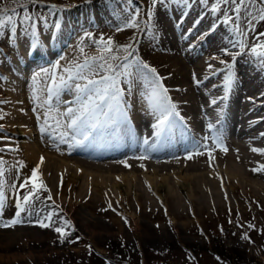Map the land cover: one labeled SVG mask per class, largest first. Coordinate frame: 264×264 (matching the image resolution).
<instances>
[{"label":"bare ground","instance_id":"6f19581e","mask_svg":"<svg viewBox=\"0 0 264 264\" xmlns=\"http://www.w3.org/2000/svg\"><path fill=\"white\" fill-rule=\"evenodd\" d=\"M79 1L38 0L34 14L28 13L37 23L20 24L21 34L4 41L0 56V128L8 136H0V180L8 188L10 202L30 191L46 199L45 204L20 217L21 223L0 227V249L45 233L61 235L56 228L63 229L68 220L59 218L58 209L65 211L73 224L86 225L95 220L75 210L81 205H104L114 210L121 203L131 207V192L137 202L141 199L152 204L151 198L163 196L177 206L164 217L163 227L146 230L145 224L132 216L126 219L132 222L134 235L144 229L153 236L177 234L178 225L171 219L176 221L182 215L183 199L192 202L195 209L207 206L210 211L230 202L229 192H264V128L256 135L251 132L247 139L234 133L247 122L253 105L259 106V113L249 125L264 123V63L250 52L264 40L259 35L264 32L258 4L243 0L239 13L233 10L235 4H225L223 0H208L207 4L180 0L154 8L147 4V17L142 19L138 8L126 4L129 0H82V8L78 9ZM129 9L137 15L131 17ZM244 9H250L255 19L246 18ZM150 10L152 16L148 15ZM79 12L84 14L81 19ZM130 18L135 19L137 27H124ZM118 26L123 30L118 31ZM182 29L193 35L190 45L185 44L190 50L211 39L203 60L211 68L194 64L188 47L179 48L185 37ZM92 32L103 40L97 48L87 50L94 42L87 36ZM69 34L71 38L65 45L74 54L68 56L63 51L48 60V50H58L55 44ZM15 43H20L21 53L10 59L6 51ZM128 45L131 47L125 51L123 46ZM224 48L232 54H223ZM125 57L129 63L143 60L156 70V76L149 73L143 77L135 64L128 70L131 75H125L121 68L117 75L98 67L105 60L117 66ZM86 59L93 63L97 74L86 68L82 74L93 80L115 76L116 85L123 90L121 102L108 117L96 113L86 138L71 130L72 134L62 140L61 133L69 131L65 110H79L78 97L86 95L75 87L87 84L78 74V65ZM221 61L232 65L230 75L235 83L231 86L226 75L228 65ZM241 65L249 68L243 72ZM201 81L207 85L200 88ZM156 82L167 89L168 102L175 105L170 123L162 128L156 127L160 116V98L152 94ZM211 148L217 152L213 157L216 159L204 162V157L212 156ZM145 167L151 168L150 174L140 171ZM154 167L163 172L173 169L171 173L157 174ZM119 171L131 173L116 174ZM25 181L27 186L21 187ZM238 199L242 200V196ZM119 213L111 215L116 218ZM13 218L0 216V224ZM40 222L48 226L42 227ZM4 260L0 253V264Z\"/></svg>","mask_w":264,"mask_h":264},{"label":"rangeland","instance_id":"374dc122","mask_svg":"<svg viewBox=\"0 0 264 264\" xmlns=\"http://www.w3.org/2000/svg\"><path fill=\"white\" fill-rule=\"evenodd\" d=\"M209 1L211 2L212 0ZM252 1L256 3V5L258 4V14L260 16L259 9L264 7V5H261L258 0ZM213 2H215V0L211 3ZM37 4L38 0H36L35 3H33V0H0V14L7 12V15L12 16L13 19L17 21L15 33L10 31L11 25H9V28L0 31V56H3L2 49L5 45V39L11 36L10 40H14V38H16L15 35L21 34L19 30L20 17L26 12L27 14H34ZM78 4V9L82 8V0H80ZM126 4L135 9L138 8L141 18L145 19L147 17L146 5H150L151 0H135L133 3H129L128 1ZM160 5L161 4H157L154 7ZM83 17L84 14L79 12L78 18L81 19ZM262 30L264 32V20L262 22ZM71 34L73 35V32ZM71 34L67 37H62V41L60 40L61 42H55V46L58 50H48V60L60 56L63 51H66L68 56L71 52L74 54L73 50L69 51V48L65 45L68 39L71 38ZM181 34L182 36H185V42L180 41L179 48L185 50L188 47L187 45H190V42L193 41V35H189V33L185 34L184 29L181 30ZM87 36H90L94 41L91 43L92 46H87V50H92L93 47L97 48V44H99L101 38L95 32H92ZM210 41L208 40L206 43L195 45L193 50H190L188 47V51L194 64L201 63L206 64V66L210 65L208 62L205 63L203 61L206 56L204 54L205 50L210 45ZM80 45H83L82 42L79 46ZM9 49L6 51V54L10 59H14L19 53H21L20 43H15V45H12ZM102 49H104V47H102ZM72 53L70 55H73ZM245 59L247 60V58ZM241 68L244 72V69H248L249 67L241 65ZM201 84L200 88L207 85L204 81H201ZM252 107L253 112L249 113L250 116L253 113L254 114L252 115V118H250V116L247 118V122L242 127L243 130L241 129L239 131L237 128L234 130V133H239L240 136L243 135L241 136L243 139L249 138L251 132L252 135L261 133L264 128V123L255 125L254 127L249 125L250 121H253V119L254 121L256 120V112L259 113V108H257L259 106L254 107L253 105ZM248 134L249 136H247ZM244 135L246 137H244ZM0 136L3 138L8 136L2 131V128H0ZM229 144L230 143L227 144V149L231 151L232 146ZM181 145H184V142ZM209 151L212 152V156L207 155L204 157V162L216 159L213 157L217 152L214 151L213 148L209 149ZM152 169H156L157 174H165L171 173L173 168L169 169L170 171L165 170V172H163L164 170L158 171L159 168L157 167ZM149 170H151V168L145 167L140 171H146L150 174L151 171L149 172ZM186 172L187 171H183L184 174ZM121 173L125 172L119 171L116 174ZM130 173L131 172H126L125 174L128 175ZM171 183L175 184L172 181ZM28 193L29 192L20 193L14 198V201L10 202L8 188L0 180V205H2L0 216L8 215L10 217H15L16 212L18 211L17 205L24 203L23 196L28 195ZM33 194L34 195L30 198L29 202L24 205L25 211L20 214V217L26 216L45 202V196L38 193ZM130 194L131 197L129 203L130 205L132 204L131 207H126L121 203L117 206L116 210L110 206L107 207L104 205H96V207L88 205L82 207L81 205L75 208V210H82L85 212L84 214H86L89 219H92V221L95 220L86 225L77 224V222L73 224L71 219L69 220L70 217H68V214L65 213V211L58 209L57 211L60 215L59 218H65L68 220V223L66 222L67 224L63 223L65 235L62 236L60 234L45 233L34 238L12 242L13 246H11V248L6 250L0 249V253L3 254V258L5 259L1 264H135L136 262L134 261L136 259H134V261H129V263H121L117 260L114 256L115 252L113 251L115 248L114 246L117 243L129 249V251H136L138 254V264H237L235 259H230L221 255V253H223L222 251L230 253L233 250H235L236 254H240L241 256L238 264H264L263 191H256L255 193L254 190H251L248 195L242 194L241 191L229 192L230 202L226 203L224 207L220 206V208L217 207L210 211L209 209L211 208L208 209L207 206L202 209H199L196 206L195 209L191 207L193 204L192 202L183 199L182 215L176 221L171 219L172 222H175V224L178 225L176 226L177 234L171 232L168 234L169 236H153L152 234L145 233L144 229L143 231L138 229L139 235H134L133 224L131 221L127 222L126 219L132 216L136 221H139V223H144L146 230L148 229L147 227L166 226V219H164V217L169 215V211H175L177 209L174 202L170 199L165 200L163 196L160 198L154 196L150 199L153 201L152 204L145 203L140 199L138 202H140L141 206L139 207V203L136 201L134 193L131 192ZM181 195L183 196V194ZM238 196H242L243 201L239 200ZM116 211L120 213L114 218L115 216H112L111 213ZM113 219L117 222H114ZM250 225L253 227H250ZM141 231L143 233H140ZM144 251H146L150 257L161 259L157 260L154 258L155 260L153 259L151 262H146L145 258L142 256ZM95 252L102 256L106 261L95 258Z\"/></svg>","mask_w":264,"mask_h":264},{"label":"snow or ice","instance_id":"6c2138e0","mask_svg":"<svg viewBox=\"0 0 264 264\" xmlns=\"http://www.w3.org/2000/svg\"><path fill=\"white\" fill-rule=\"evenodd\" d=\"M36 0H33V3H35ZM135 0H129V3H133ZM172 2H180V0H151V7H154L157 4H162L167 6L169 3ZM185 3H189L190 0H184ZM201 2L207 4L208 0H201ZM225 4H235L236 7L233 9L236 13H239L241 9V5L243 3V0H223ZM251 3V0H249ZM258 2L261 5H264V0H258ZM49 7H55L52 5H49ZM131 17H135L137 14L135 11L132 9L128 10ZM215 11V9H214ZM246 12V18L247 17H252L255 19V17L252 14V11L250 9H244ZM260 12V19L264 20V7L259 9ZM149 16H152L153 13L151 10L148 13ZM16 23L17 21L13 19L12 16L7 15V12H4L3 14H0V31H3L6 28L10 27V31L12 33L16 32ZM20 24H35L37 21L33 20V17L31 15L25 14L19 19ZM198 23V21H197ZM124 27H137L135 23V19H129L126 21ZM118 31L123 30V28L119 27L117 28ZM259 35L264 36V33H260ZM103 40V37H101V41ZM109 43H111V39L109 38ZM124 50L127 51L131 45L128 46H123ZM240 47L243 48L244 44L240 43ZM111 51V49H108ZM135 51V50H133ZM221 52L225 55H231L232 53L229 52L227 48L221 49ZM250 52L252 55L256 56L261 63H264V44H259L256 46H253L250 49ZM237 54H242L237 52ZM132 55V53H129V56ZM101 60H104L103 57H100ZM96 58H93V62H95ZM128 57L124 58V62H121L117 66H113L111 64H108V62L105 60L104 63L99 64L98 67L101 70H107L113 73H117L119 75L117 69L121 68L124 70L125 75H131V73L128 71L133 64L137 66L138 72L143 76L147 77L149 73H151L153 76H156V70L154 68H151L147 63H145L141 59H137L135 61H132L131 63L127 62ZM221 63H224L228 65L229 68V73L226 74L229 82V86L235 83L234 77L230 75V70L232 65L228 64L227 61H221ZM105 65H107V68H105ZM212 65H209V68H211ZM88 69L89 71L93 72V75H96L97 72L93 70V63H90L87 59L85 60V63L83 65H78V74H80V78L83 80L87 81V84L85 85H75L77 90L79 92H84L86 95H84L80 99V107L79 110L73 109V108H68L65 111L68 114L69 120L67 121L68 124V129L69 131L67 132H62L61 133V139L63 140L66 135H71V130H75L80 133L82 137H87L88 132L91 129V124L90 121L96 118V113L101 112L104 116L108 117L111 115L112 112L116 111V109L119 107V104L121 102V92L123 91L116 85V78L115 76H108V77H101L100 80H93L90 79L89 77L85 76L82 74L83 69ZM71 71V70H67ZM0 78H3L0 76ZM159 78L157 77V81ZM63 82V81H61ZM104 84V87H100L99 85ZM56 85V78L52 79V86L55 87ZM153 96L159 97L160 98V105H159V112L160 116L158 118V123L156 125L157 128H162L166 124L170 123V117L174 114L175 111V105L170 104L169 98L167 96V89L162 88V86L156 82L153 85ZM70 103V102H69ZM106 109V110H105ZM43 130V129H42ZM255 150V149H254ZM41 162H43V157L41 158ZM2 163V161H0ZM2 174V172H0ZM36 172L35 170L33 171V177H35ZM31 179V178H30ZM27 186V181L23 182L21 187H26ZM34 194L30 191L28 195L23 196V204L17 205L18 211L16 212V215L13 219L6 223L0 224V227H10V226H15L18 223H21L20 219V214L25 211V206L30 198ZM50 199V197H49ZM0 210H2V205H0ZM42 227H47L48 225L44 224L43 222H40ZM250 227H253L250 225ZM56 231L61 233V235H65V232L63 229L57 227Z\"/></svg>","mask_w":264,"mask_h":264},{"label":"trees","instance_id":"16d2710c","mask_svg":"<svg viewBox=\"0 0 264 264\" xmlns=\"http://www.w3.org/2000/svg\"><path fill=\"white\" fill-rule=\"evenodd\" d=\"M114 246V245H113ZM115 248L113 249V251L115 252L114 256L117 258V260H119L121 263H129V261H134V259H136L134 262H136L135 264H138L137 261H138V254L136 251H129V249H127L126 247H124L123 245L117 243L115 244L114 246ZM116 249V250H115ZM215 250V249H214ZM223 253H221L222 256L224 257H228L230 259H235L236 260V263L238 264V262L240 261L241 259V256L240 254H236L235 250L231 251L230 253L229 252H224L222 251ZM95 258H99V260H103V261H106L102 258V256H100L97 252H95ZM142 256L145 258L146 262H151L153 261V259L155 257H150L149 254H147L146 251H144L142 253ZM157 260L161 259V258H155ZM154 259V260H155ZM164 262V261H163ZM162 262V263H163Z\"/></svg>","mask_w":264,"mask_h":264}]
</instances>
